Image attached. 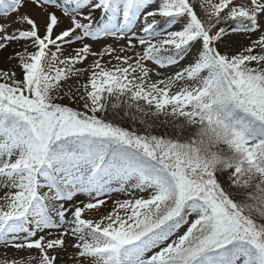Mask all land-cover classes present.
I'll return each instance as SVG.
<instances>
[{"label":"snow or ice","instance_id":"6c2138e0","mask_svg":"<svg viewBox=\"0 0 264 264\" xmlns=\"http://www.w3.org/2000/svg\"><path fill=\"white\" fill-rule=\"evenodd\" d=\"M0 264H264V0H0Z\"/></svg>","mask_w":264,"mask_h":264},{"label":"rangeland","instance_id":"374dc122","mask_svg":"<svg viewBox=\"0 0 264 264\" xmlns=\"http://www.w3.org/2000/svg\"><path fill=\"white\" fill-rule=\"evenodd\" d=\"M27 11V10H26Z\"/></svg>","mask_w":264,"mask_h":264}]
</instances>
